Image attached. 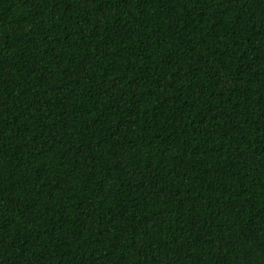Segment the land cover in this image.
I'll use <instances>...</instances> for the list:
<instances>
[{
	"label": "trees",
	"instance_id": "trees-1",
	"mask_svg": "<svg viewBox=\"0 0 264 264\" xmlns=\"http://www.w3.org/2000/svg\"><path fill=\"white\" fill-rule=\"evenodd\" d=\"M0 264H264V0H0Z\"/></svg>",
	"mask_w": 264,
	"mask_h": 264
}]
</instances>
